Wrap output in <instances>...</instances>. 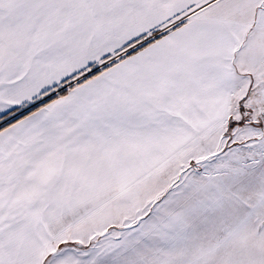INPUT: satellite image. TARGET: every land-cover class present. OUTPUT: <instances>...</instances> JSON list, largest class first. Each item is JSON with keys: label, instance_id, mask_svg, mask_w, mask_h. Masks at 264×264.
<instances>
[{"label": "snow or ice", "instance_id": "1", "mask_svg": "<svg viewBox=\"0 0 264 264\" xmlns=\"http://www.w3.org/2000/svg\"><path fill=\"white\" fill-rule=\"evenodd\" d=\"M0 264H264V0H0Z\"/></svg>", "mask_w": 264, "mask_h": 264}]
</instances>
